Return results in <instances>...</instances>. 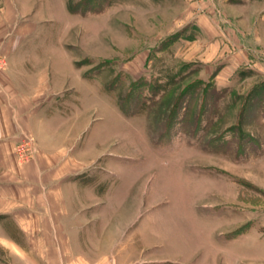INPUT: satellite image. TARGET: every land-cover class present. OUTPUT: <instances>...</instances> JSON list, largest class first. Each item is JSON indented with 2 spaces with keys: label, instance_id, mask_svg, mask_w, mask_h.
<instances>
[{
  "label": "rangeland",
  "instance_id": "rangeland-1",
  "mask_svg": "<svg viewBox=\"0 0 264 264\" xmlns=\"http://www.w3.org/2000/svg\"><path fill=\"white\" fill-rule=\"evenodd\" d=\"M22 2L30 43L56 58L62 44L92 86L68 97L94 110L104 156L79 183L135 198L182 264L264 251V0ZM23 140L21 168L38 152Z\"/></svg>",
  "mask_w": 264,
  "mask_h": 264
},
{
  "label": "crops",
  "instance_id": "crops-1",
  "mask_svg": "<svg viewBox=\"0 0 264 264\" xmlns=\"http://www.w3.org/2000/svg\"><path fill=\"white\" fill-rule=\"evenodd\" d=\"M28 18L22 0H0V264H182L187 250L163 249L156 217L142 219L135 198L79 183L104 156L87 119L94 110L68 97L92 86L62 44L63 58L39 53ZM30 135L38 152L21 168L14 149ZM233 258L264 264V251Z\"/></svg>",
  "mask_w": 264,
  "mask_h": 264
},
{
  "label": "built area",
  "instance_id": "built-area-1",
  "mask_svg": "<svg viewBox=\"0 0 264 264\" xmlns=\"http://www.w3.org/2000/svg\"><path fill=\"white\" fill-rule=\"evenodd\" d=\"M5 64L4 62V57L2 55H0V69L3 68V65Z\"/></svg>",
  "mask_w": 264,
  "mask_h": 264
},
{
  "label": "trees",
  "instance_id": "trees-1",
  "mask_svg": "<svg viewBox=\"0 0 264 264\" xmlns=\"http://www.w3.org/2000/svg\"><path fill=\"white\" fill-rule=\"evenodd\" d=\"M119 108H120L121 110H123V109H124V107H123V105H122V104H120V105H119Z\"/></svg>",
  "mask_w": 264,
  "mask_h": 264
}]
</instances>
